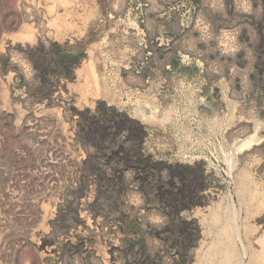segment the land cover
Here are the masks:
<instances>
[{"label":"rangeland","instance_id":"obj_1","mask_svg":"<svg viewBox=\"0 0 264 264\" xmlns=\"http://www.w3.org/2000/svg\"><path fill=\"white\" fill-rule=\"evenodd\" d=\"M263 241L264 0H0V264H264Z\"/></svg>","mask_w":264,"mask_h":264},{"label":"trees","instance_id":"obj_2","mask_svg":"<svg viewBox=\"0 0 264 264\" xmlns=\"http://www.w3.org/2000/svg\"><path fill=\"white\" fill-rule=\"evenodd\" d=\"M58 59L60 61V67H62V71H61V74L62 75H68L69 74V66H65L66 64H69L70 60H73L74 57L71 56V55H59L58 56ZM124 118V117H123ZM137 127L139 128L140 126L137 125ZM107 131V129H106ZM139 149H138V156H139V162H138V165L140 167H145V168H148L149 166L145 164V160L142 158L141 154L139 153ZM96 172V175L97 176H100L102 180H105V176L103 174V171L102 169L99 167L95 170ZM115 173H119V171H116Z\"/></svg>","mask_w":264,"mask_h":264},{"label":"bare ground","instance_id":"obj_3","mask_svg":"<svg viewBox=\"0 0 264 264\" xmlns=\"http://www.w3.org/2000/svg\"><path fill=\"white\" fill-rule=\"evenodd\" d=\"M252 139H253V138H252ZM245 142H247V141H245ZM248 146H249V145H248ZM238 147H239V146H238ZM238 147H237V148H238ZM228 162H229V161H228ZM262 244H263L262 247L264 248V241L262 242ZM215 250H216V249H215ZM225 251H226V250H225ZM223 257H224V256H223Z\"/></svg>","mask_w":264,"mask_h":264}]
</instances>
